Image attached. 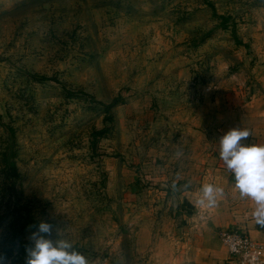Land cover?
<instances>
[{"label":"rangeland","instance_id":"obj_1","mask_svg":"<svg viewBox=\"0 0 264 264\" xmlns=\"http://www.w3.org/2000/svg\"><path fill=\"white\" fill-rule=\"evenodd\" d=\"M233 128L264 131V0H0L6 264L41 221L89 264H158L146 230Z\"/></svg>","mask_w":264,"mask_h":264},{"label":"crops","instance_id":"obj_2","mask_svg":"<svg viewBox=\"0 0 264 264\" xmlns=\"http://www.w3.org/2000/svg\"><path fill=\"white\" fill-rule=\"evenodd\" d=\"M254 137L253 145H264V131H257ZM202 168L197 181L202 186L222 188L223 195H217L216 204L209 206L207 201L200 203L202 192H195L196 198L188 199L195 207L182 206L177 210L178 224L165 226L163 231L146 230L145 245L153 247L152 256L158 264H235L218 238L220 230L241 229L253 241L264 243V227L258 226L252 217L255 204L241 199L219 150L209 152Z\"/></svg>","mask_w":264,"mask_h":264},{"label":"clouds","instance_id":"obj_3","mask_svg":"<svg viewBox=\"0 0 264 264\" xmlns=\"http://www.w3.org/2000/svg\"><path fill=\"white\" fill-rule=\"evenodd\" d=\"M250 132L233 128L219 139V156L224 167L234 177V187L241 199H250L255 208L252 212L256 224L264 227V145L245 143ZM203 204H216L217 195H223V189L211 184L202 186ZM29 236L30 245L26 248L25 264H89L87 257L75 250L67 239H52L59 230L53 223L41 221ZM0 264H6V258L0 256Z\"/></svg>","mask_w":264,"mask_h":264},{"label":"built area","instance_id":"obj_4","mask_svg":"<svg viewBox=\"0 0 264 264\" xmlns=\"http://www.w3.org/2000/svg\"><path fill=\"white\" fill-rule=\"evenodd\" d=\"M218 238L235 264H264V243L253 241L245 231L220 230Z\"/></svg>","mask_w":264,"mask_h":264},{"label":"trees","instance_id":"obj_5","mask_svg":"<svg viewBox=\"0 0 264 264\" xmlns=\"http://www.w3.org/2000/svg\"><path fill=\"white\" fill-rule=\"evenodd\" d=\"M222 22L224 23V22H226V19L225 18H223L222 19ZM33 78H37V77H33ZM37 80H40V81H48V82H56L54 79H48V78H44V77H40V78H38ZM68 94H71V92H68ZM114 104H115V101H113L112 103H110L109 105H106L105 106V108L107 109V110H109L110 108H112L113 106H114ZM6 163H7V166L9 167V169H10V171L11 172H13V173H15V170H16V167H15V164H14V162L12 161V159H11V156H10V159L9 158H7L6 159ZM31 226L32 227H34V226H36L35 224H31Z\"/></svg>","mask_w":264,"mask_h":264}]
</instances>
